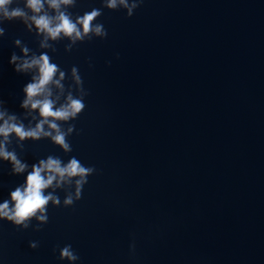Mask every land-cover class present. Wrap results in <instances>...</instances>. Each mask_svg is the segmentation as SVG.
<instances>
[{
    "label": "water",
    "instance_id": "water-1",
    "mask_svg": "<svg viewBox=\"0 0 264 264\" xmlns=\"http://www.w3.org/2000/svg\"><path fill=\"white\" fill-rule=\"evenodd\" d=\"M108 3L55 9L43 0L39 15L53 24L61 12L75 22L99 9L82 38L39 30L26 0L8 6L26 17L0 13V127L42 122L23 106L40 75L23 64L41 55L57 72L33 100L54 110L69 97L84 104L66 120L49 118L38 139L0 135L26 165L16 172L0 157V205L14 207L11 193L49 157L92 169L43 190L59 200L45 206L46 220L0 218V264H264V0ZM67 246L77 259L61 257Z\"/></svg>",
    "mask_w": 264,
    "mask_h": 264
},
{
    "label": "clouds",
    "instance_id": "clouds-1",
    "mask_svg": "<svg viewBox=\"0 0 264 264\" xmlns=\"http://www.w3.org/2000/svg\"><path fill=\"white\" fill-rule=\"evenodd\" d=\"M72 2L73 0H50V7L59 9L61 3L69 5ZM121 2L123 3L124 0H121ZM11 4L12 0H0V13H2L5 19L13 20L27 16V13L23 8L15 7L10 9L8 6ZM26 6L34 13L31 19L35 23L36 27L41 31L47 32V34L53 39L60 36L61 33L67 37H72L75 34V37L82 38L80 29H83L84 34L93 31L92 21L101 15L99 9H93L91 12H87L83 16L78 17L76 21L73 22L68 14L61 12L55 18L58 22L53 24L52 18L47 15H39L43 7V0H26ZM107 6L109 8H114L116 6V0H109ZM77 25L80 27L78 28ZM94 31L98 35H106L103 24H96ZM2 32L3 30L0 29V33ZM33 66L39 67L40 75L38 80L27 85L25 88L28 99L25 100L23 106L27 107L31 104L33 109H39L42 122L37 124L35 129L29 130H25L22 125L9 124L5 122V125L0 127V135L7 137L9 133L15 132V134L21 139L26 137L38 139L41 136L43 124L48 123L49 118L52 120H66L70 116H75L84 108V104L81 100L72 99L71 97H69L70 103L67 107H61L56 110L53 109V103L49 99L33 100L34 97L39 96L45 91L46 86L51 82L54 74L57 72V66L49 63V57L47 55H41L38 59L33 58L31 63L25 61L23 69H28ZM61 76H63V73ZM49 127L56 131V135L53 137L55 143L61 145L66 151L70 150L69 146L65 143V135L59 130L58 125L56 123H50ZM69 131H71V128ZM43 135L48 136L51 135V133L44 132ZM0 157L11 161L16 172H23L25 170L26 165L22 164L16 158L14 153L5 151L3 145H0ZM91 171L92 169L82 166L75 158H73L65 167H61V162L58 159H53L51 157H49L47 161H41L38 166H33L31 173L28 174L26 186L23 190L21 188H17L11 193V200L14 202V207L10 208L7 201L0 205V218H6L9 221H13L17 225H20L30 217L35 216L37 212H41L42 214L38 217V219L41 221L46 220L47 217L43 215V212L46 211L45 206L49 203V201H52L54 204H58L59 200L54 198L51 194L45 196L43 194V190L51 186L57 177H60L61 181L65 176H80L83 178ZM42 173L44 175H42ZM84 183H86L84 179L77 181L78 195L80 191L79 185ZM71 203V198L65 201V204ZM24 226L27 227L28 225L25 224ZM31 246L35 247L36 245L32 244ZM61 257L68 258L70 260L78 258L70 250V246L64 247L61 250Z\"/></svg>",
    "mask_w": 264,
    "mask_h": 264
}]
</instances>
